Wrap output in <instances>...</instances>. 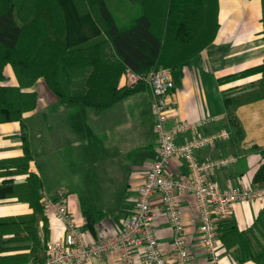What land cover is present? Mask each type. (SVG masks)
<instances>
[{
	"label": "crops",
	"instance_id": "crops-1",
	"mask_svg": "<svg viewBox=\"0 0 264 264\" xmlns=\"http://www.w3.org/2000/svg\"><path fill=\"white\" fill-rule=\"evenodd\" d=\"M218 3L217 34L203 50L201 63L198 66L183 68L180 86L172 96L173 113L166 125H171L175 121L193 122L205 117H219L217 121L199 129L205 134L218 128H225L224 123L229 117L228 111L231 110L234 121L242 130V139L234 146L230 138L218 142L213 147L198 151L197 157L205 160L229 154L235 155L236 163L211 173L209 179L224 188L250 185L254 189H264V179H261V175L258 176L260 180L254 179L257 170L264 163V154L260 152L264 149V98L235 108L232 103L225 105L223 102L224 98L243 93L242 91L247 90L245 88H249L261 78L260 73L245 77H230L264 61L260 0H218ZM4 75L6 85H17L10 66L4 68ZM22 91L34 92L37 96L35 109L22 115L24 131L33 158L28 162L27 173L15 172L19 167L17 169L10 161L19 159L23 155L22 125L18 121L0 123V187L22 184L28 172H33L40 180L39 191L42 195L54 197L56 191H64L67 210L82 227L88 242L119 232L122 228V219L130 212L133 198L156 152L153 118L149 111V89L128 96L101 113V115L107 112L115 113L114 110H117L116 117L106 127L107 137L102 144L108 154H112L111 149L117 147L115 157L121 159L125 173L119 178L117 175H110L118 178L119 190L99 203L90 204L91 206L83 204L79 196L73 194L62 182L53 186L47 171L53 169V177L62 180L58 168L67 164L71 166L86 159L89 141L93 138L98 139L102 135L100 127L97 126V130L92 131L87 125L101 115L82 105L73 107L61 105L42 78ZM83 115L86 117L84 118ZM125 121L132 123L130 128H133L131 136L128 137L125 134V123H121ZM188 136L190 134L186 137H177V143H182ZM50 163L53 168L48 167ZM166 171L174 177L186 176L185 164L177 155L171 157ZM177 200L181 207L191 264H256L250 260L237 261L233 255L234 248L227 249L220 242L217 259L212 263L199 243L200 232L193 197L184 193L178 195ZM150 202L162 211V203L158 196H153ZM83 205L105 213L94 223L93 231L86 226L87 219L83 214ZM260 211H264V196L234 204L231 217L228 219L233 220L236 226L243 230L253 226ZM31 212L32 209L26 201L18 200L14 196H0V217L26 215ZM44 214L47 216L49 228L48 240L59 238L62 235L59 219L46 211ZM42 225L43 222L39 221L40 233ZM172 232L166 217L161 215L155 224V234L162 253L169 263L173 260L170 248ZM255 235L257 241L264 244V234L261 235L256 231ZM26 244L29 242L7 243L4 246ZM17 251L21 250L7 253ZM39 256L45 258V250L39 253ZM87 264H118V259L114 253H105L99 258H91Z\"/></svg>",
	"mask_w": 264,
	"mask_h": 264
},
{
	"label": "trees",
	"instance_id": "trees-1",
	"mask_svg": "<svg viewBox=\"0 0 264 264\" xmlns=\"http://www.w3.org/2000/svg\"><path fill=\"white\" fill-rule=\"evenodd\" d=\"M260 5L264 35V0ZM218 12V0H0V123L18 121L22 125L23 155L10 161L19 167L15 172L27 173L33 158L22 115L35 109L37 96L22 89L42 78L61 105H82L97 115L148 89L142 80L121 83L126 70L144 77L152 70L169 68L175 91L183 68L198 66L203 50L214 40ZM7 65L17 85L5 84ZM255 73L261 78L243 93L224 98L225 105L232 103L235 108L264 98V61L230 77ZM228 112L224 127L234 146L243 134L232 111ZM260 152L264 154V149ZM259 175L264 179V163L254 179ZM40 186L38 176L28 172L24 183L0 187V196L24 200L32 209L30 214L0 217V264H44L39 253L45 250L49 228ZM83 214L91 231L105 215L87 206ZM39 221L43 222L41 233ZM217 231L219 242L234 248L237 261L264 264V244L255 235L256 231L264 234V211L252 227L240 230L233 220L224 219L218 222ZM24 242L29 244L4 246ZM16 250L21 251L7 253Z\"/></svg>",
	"mask_w": 264,
	"mask_h": 264
},
{
	"label": "built area",
	"instance_id": "built-area-1",
	"mask_svg": "<svg viewBox=\"0 0 264 264\" xmlns=\"http://www.w3.org/2000/svg\"><path fill=\"white\" fill-rule=\"evenodd\" d=\"M121 78L124 84L142 80L149 89L155 155L133 198L130 212L122 219L121 230L97 241L86 240L82 227L67 210L64 191H56L54 197L42 195L44 210L55 215L62 225V235L45 244L44 264H87L91 258H99L105 253H114L118 264H191L177 200V196L184 193L194 199L199 243L214 263L219 247L218 222L231 217L234 204L264 196V189H254L250 185L224 188L209 179L211 173L237 161V157L231 154L205 160L197 157L198 151L229 139L230 133L225 128L205 134L199 131L219 117H205L193 122L175 121L166 125L174 109V81L169 68L152 70L144 77L126 70ZM188 134L190 136L182 143H177V137ZM175 155L181 157L185 164V177H174L166 171L169 160ZM153 196L159 197L162 211L151 204ZM161 215L166 217L173 231L170 243L172 263L164 257L155 234V224Z\"/></svg>",
	"mask_w": 264,
	"mask_h": 264
},
{
	"label": "rangeland",
	"instance_id": "rangeland-1",
	"mask_svg": "<svg viewBox=\"0 0 264 264\" xmlns=\"http://www.w3.org/2000/svg\"><path fill=\"white\" fill-rule=\"evenodd\" d=\"M120 82H122V78H120ZM114 111L115 113L107 112L102 115L100 114L101 116L87 125L92 131L100 127L102 135L98 139L93 138L89 141L90 144L86 151L88 156L83 162L78 160L79 162L71 166L65 164L66 166L58 168V173H61L62 180L53 177L54 173L53 169H51L53 165L52 163L48 165V167H51V171L48 170L47 173L53 186L62 182V184L68 186V189L73 194L79 196L83 204H88L89 206L92 203H99L101 200L108 198V196L111 197L113 193L116 194L119 190L118 178L125 173V167L122 165L121 159L115 157L117 147H111L112 154H108L105 151V146L102 144L107 137V125L116 117L117 110ZM83 117L85 118L86 116L83 115ZM121 123H125L126 137L131 136L130 133L133 132V128H130L132 123L129 121ZM126 141L129 142V139L126 138ZM110 175H117L118 178Z\"/></svg>",
	"mask_w": 264,
	"mask_h": 264
}]
</instances>
